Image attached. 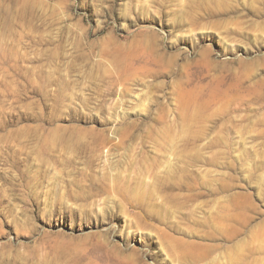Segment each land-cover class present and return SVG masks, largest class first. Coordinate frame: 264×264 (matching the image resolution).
I'll return each mask as SVG.
<instances>
[{"label": "rangeland", "instance_id": "374dc122", "mask_svg": "<svg viewBox=\"0 0 264 264\" xmlns=\"http://www.w3.org/2000/svg\"><path fill=\"white\" fill-rule=\"evenodd\" d=\"M264 264V0H0V264Z\"/></svg>", "mask_w": 264, "mask_h": 264}, {"label": "bare ground", "instance_id": "6f19581e", "mask_svg": "<svg viewBox=\"0 0 264 264\" xmlns=\"http://www.w3.org/2000/svg\"><path fill=\"white\" fill-rule=\"evenodd\" d=\"M118 263H119V264H121V262H120V261H118Z\"/></svg>", "mask_w": 264, "mask_h": 264}]
</instances>
